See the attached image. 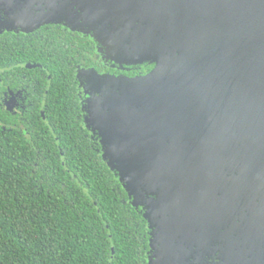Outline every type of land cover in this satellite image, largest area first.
<instances>
[{
    "label": "water",
    "instance_id": "95a60500",
    "mask_svg": "<svg viewBox=\"0 0 264 264\" xmlns=\"http://www.w3.org/2000/svg\"><path fill=\"white\" fill-rule=\"evenodd\" d=\"M81 3L124 28L122 62L157 64L140 78L83 75L86 121L146 210L166 264L178 237L180 246L216 207L217 220L233 208L223 175L231 164L264 169V0Z\"/></svg>",
    "mask_w": 264,
    "mask_h": 264
},
{
    "label": "trees",
    "instance_id": "16d2710c",
    "mask_svg": "<svg viewBox=\"0 0 264 264\" xmlns=\"http://www.w3.org/2000/svg\"><path fill=\"white\" fill-rule=\"evenodd\" d=\"M55 28L0 36V264H149L146 211L85 121L77 66L106 67ZM9 90L23 91V112Z\"/></svg>",
    "mask_w": 264,
    "mask_h": 264
},
{
    "label": "flooded vegetation",
    "instance_id": "af4514ba",
    "mask_svg": "<svg viewBox=\"0 0 264 264\" xmlns=\"http://www.w3.org/2000/svg\"><path fill=\"white\" fill-rule=\"evenodd\" d=\"M83 1L0 0V36H28L37 31L42 34L43 29L48 33L49 29L56 27L58 32L67 33L72 39L78 37L85 38V42L89 40L106 70L99 72L95 68L77 66L79 83L84 88L86 121L89 107L88 96L85 94L86 77L83 73L94 69L102 76L132 79L149 75L157 64L152 61L134 64L122 62L124 43L120 32L124 28L109 25L113 17L92 19L83 9ZM87 53L91 54V50ZM22 93V90H9L5 94L4 102L10 104L14 114L26 109V97ZM86 124L89 130L99 135L92 126L89 127L87 121ZM261 167L248 162L246 165L231 164L229 170L224 171L225 187L232 195L233 208L217 220L220 208L217 211L216 207L215 218H210L208 226L197 228L194 233L182 239L184 241H181L180 246L177 243L178 237L173 246L169 247L166 264H264V169ZM150 228L152 238L149 264H163V258L159 255L161 251L154 248L156 228L152 224Z\"/></svg>",
    "mask_w": 264,
    "mask_h": 264
}]
</instances>
